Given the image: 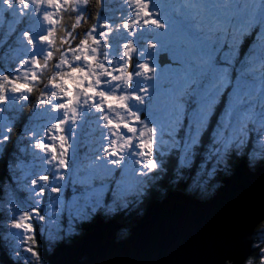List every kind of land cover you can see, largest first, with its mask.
Listing matches in <instances>:
<instances>
[{
    "label": "snow or ice",
    "instance_id": "obj_1",
    "mask_svg": "<svg viewBox=\"0 0 264 264\" xmlns=\"http://www.w3.org/2000/svg\"><path fill=\"white\" fill-rule=\"evenodd\" d=\"M126 3L132 12L122 24L105 20L79 33L88 0H0L7 16L27 24L19 29L27 58L14 75L0 73V114L15 112L0 125V148L27 106L16 102H31L21 135L38 150L32 155L42 166L21 185L27 195L9 201L19 264H43L38 231L50 244L74 239L85 224H99L101 235L110 236L107 222L143 216L153 193L167 191L165 180L207 200L225 189L238 161L249 170L259 167L264 202V0ZM62 12L76 13V23L61 34ZM122 32L127 38L113 44L114 33ZM50 62L54 74L45 78ZM89 118L105 130L107 146L85 157L87 163L75 162L66 178L64 125L70 122L74 132ZM201 157L205 163L196 168ZM69 184L73 195L66 204L61 197ZM257 232L264 237V227ZM131 239L127 230L116 237L119 243ZM256 246L264 264V239ZM141 264L197 262L153 258Z\"/></svg>",
    "mask_w": 264,
    "mask_h": 264
},
{
    "label": "water",
    "instance_id": "obj_2",
    "mask_svg": "<svg viewBox=\"0 0 264 264\" xmlns=\"http://www.w3.org/2000/svg\"><path fill=\"white\" fill-rule=\"evenodd\" d=\"M220 182L223 185L224 179ZM260 185L259 167L252 171L239 161L225 189L211 198L198 200L181 190H169L134 222L127 243L115 239L123 226L116 219L107 222L110 236L101 235L99 224L85 225L76 242H62L52 249L47 264H141L153 258L243 264L251 253L256 226L264 223ZM172 251L177 252L170 255Z\"/></svg>",
    "mask_w": 264,
    "mask_h": 264
},
{
    "label": "rangeland",
    "instance_id": "obj_3",
    "mask_svg": "<svg viewBox=\"0 0 264 264\" xmlns=\"http://www.w3.org/2000/svg\"><path fill=\"white\" fill-rule=\"evenodd\" d=\"M175 2L179 3L182 2V0H175ZM97 5L98 3L95 4V8H93L94 6L93 4L92 5L87 4L86 11L83 13L84 20L81 22V24L77 26L76 32L83 33L85 31V30L80 31V28L85 26L84 21L86 20L90 22V25L87 29H89L93 24H97L98 22L103 23L105 20H107L112 25H118V24H122L125 20H127L130 13L132 12L131 7L126 3V0H99V6ZM3 13H4L3 8H0V73H7V72H13L14 69L20 67L18 62L23 56V51L19 44V29L22 27H27V24H17L11 16L6 15V17H4ZM93 16L95 17L94 20H92ZM97 17H99V21L97 20ZM60 18H61V23L57 27L60 29L61 34L65 29L71 30L72 25L76 23V13L74 12L71 13L62 12L60 14ZM10 26L14 27L15 29H12ZM120 36H124L125 38H127V33L125 32L114 33L112 37L113 44H115L116 39ZM10 41H14V45ZM5 42L11 44L5 45ZM19 51L21 52V54H19ZM56 55L58 56L59 54ZM23 57L25 58L27 56H23ZM145 59H148L150 66H152L151 59L148 57H146ZM161 59L163 60L164 57L162 56ZM21 72L20 75H23L24 73L23 68H21ZM52 74H54L53 70L51 66H49V69L45 72V78H50ZM145 83H151V82L146 81ZM16 103L17 105L24 104V101L18 100ZM33 106L29 111V115L33 110ZM24 111L22 113H24ZM13 115H15L14 111L0 114V125H3L5 120ZM28 119L29 116L21 122V118H19L16 124L22 123L23 125V123ZM39 122L42 123L43 121H39ZM64 128H65L64 134L67 137V142H66V146L68 147L67 158L69 164L71 165V168L66 174V178H67L72 175V171L75 168V162L80 161L83 163H87L88 161L87 159H85V157L90 158L93 156L94 153L101 151L103 147L107 146V141L103 139V133L105 130L98 126L94 118H89L86 121L81 122L79 124V127L75 128L74 132L72 131L74 126L71 125L70 122L64 125ZM12 132L14 133V128ZM11 140H12L11 142H13L12 145L14 152L10 155V164L7 166L8 179L2 180L0 182V245L2 249L5 251L8 259L11 260V263L19 264L15 256L12 255L13 241L11 240L9 234L12 233L14 230L10 228V223H11L10 213L12 210V206L9 205V201H12L13 199H21L22 197L27 195V193L23 191L21 185L24 184L26 176L31 175V173L33 172L42 171V166L40 160L34 158L32 155L33 151L38 152V150H34L30 144L26 143L27 137H23L21 135V130L19 131L18 135H16L15 140L12 138ZM25 147L27 148V151L26 152L21 151V149H24ZM56 147L58 150L60 149V145L58 142H56ZM2 150L3 147L0 148V157ZM44 167H47V165H44ZM50 180L52 183H57V181H55V179H52L51 177ZM186 192L191 193L188 191ZM63 193L64 195L61 198L64 199L65 203L67 204V202L71 200L73 195L72 186L70 184L67 185L63 189ZM46 195L52 197L57 196V194L55 193H47ZM47 211L48 209L46 208L45 209L46 215H47ZM66 221H67V214L65 213L62 220V226L64 227L67 226ZM49 227H51L52 230L55 231V226L50 225ZM261 227H264V223L259 225L258 228L256 226L257 229L255 228L252 234L251 253L255 249L254 252L255 261L252 262V260H249L250 259L249 257V259L247 258V260L243 264H249L250 261L251 264H260V249L256 245L258 244L259 240L264 239V237L259 236L257 232V230ZM121 231L122 229L117 232L116 237H118ZM37 237L42 242L44 249L47 250L46 252L48 251L51 252L52 251L51 249H54L59 242L67 241V239H65L62 241H55L52 244H50L48 241L47 234L45 233L41 235L39 231L37 233ZM44 249L41 247L39 243V251L42 256L43 264H47V261L44 260L42 254V250Z\"/></svg>",
    "mask_w": 264,
    "mask_h": 264
},
{
    "label": "trees",
    "instance_id": "obj_4",
    "mask_svg": "<svg viewBox=\"0 0 264 264\" xmlns=\"http://www.w3.org/2000/svg\"><path fill=\"white\" fill-rule=\"evenodd\" d=\"M98 3V5L97 6H99V0H88V4H90V5H94L93 6V8H95V4H97ZM4 15H5V12H4ZM95 19V17L93 16L92 17V20H94ZM84 25L85 26H83V27H81L80 28V31L81 30H86L88 27H89V25H90V22H88L87 20L86 21H84ZM12 29H15L14 27H12V26H10ZM13 45H14V41H10ZM11 43H7V42H5V45H7V44H11ZM19 54H21V52L19 51ZM23 56H25V54L23 53ZM27 57H25V59H26ZM50 66H51V63H50ZM22 73V72H21ZM22 76V75H21ZM40 94V90L39 89H36V90H34L33 91V93H31V94H29L30 95V97L34 100L35 98H37V96ZM24 104H26L27 106L26 107H24L23 108V111H24V113H22L19 117H18V119L19 118H21V122L25 119V118H27L28 116H29V111L31 110V107L33 106V104L31 103V102H26V101H24ZM22 111V112H23ZM21 125H22V123H19V124H16L15 125V127H14V133L12 132L11 133V138L12 139H14L15 140V138H16V135H18V133H19V131L21 130ZM12 140L10 139V141L3 147V152H2V154H1V157H0V182L2 181V180H5V179H8V175H7V166L10 164V155H11V152H13V142H11ZM173 163L175 164V163H177V161H173ZM202 163H205V161L203 160V158L201 157V158H198V159H196L195 161H194V164H195V166H196V168H199V166L202 164ZM208 164L210 165L211 164V162L209 161L208 162ZM237 164V163H236ZM193 171H195V169L193 170ZM252 171H254V170H252ZM220 179L221 178H218L217 180H216V183L217 184H219V182H220ZM163 187L167 190L165 193H163V194H161V193H153V195H152V197L149 199V200H147L146 201V204H145V207L147 208V206L151 203V202H153L154 200H162L163 199V197L166 195V193L169 191V190H181V191H184V192H186V190H183V189H176L175 187H173V186H171L168 182H167V180H165L164 182H163ZM187 193V192H186ZM189 195H191V196H193V197H195V198H197V199H200V198H198V197H196L197 195H195V194H193V193H188ZM200 200H202V199H200ZM141 216H137L135 213H132L131 215H129V216H119V217H116L115 219L120 223V224H122L123 226H122V231H124V230H127L129 233H130V230H131V228H132V226H133V224H134V222L138 219V218H140ZM262 224V223H261ZM260 224V225H261ZM86 225V224H85ZM85 225H83L82 227H81V229L79 230V235H77L74 239H71V240H67L66 242H68V243H70V242H73L74 240H76V239H78L81 235H82V233H83V227L85 226ZM89 225V224H88ZM259 226V225H258ZM258 226H257V228H258ZM256 228V229H257ZM120 229V230H121ZM37 240H38V242L40 243V245H41V247L44 249V246H43V244H42V242L39 240V238L37 237ZM60 243H62V242H59L57 245H59ZM257 243V242H256ZM52 250V249H51ZM50 250V251H51ZM47 250H42V254H43V258H44V260H46V256L49 254V251L48 252H46ZM254 252H255V249H254V251L249 255V257H250V259H249V257H248V259L249 260H252V262H254L255 261V258H254ZM0 264H11V260H9L8 259V257L6 256V253H5V251L2 249V247H1V245H0ZM249 264H251V261H250V263Z\"/></svg>",
    "mask_w": 264,
    "mask_h": 264
},
{
    "label": "clouds",
    "instance_id": "obj_5",
    "mask_svg": "<svg viewBox=\"0 0 264 264\" xmlns=\"http://www.w3.org/2000/svg\"><path fill=\"white\" fill-rule=\"evenodd\" d=\"M239 162V161H238ZM221 180V179H220ZM219 184L221 185V182H219ZM184 192V191H183ZM186 193V192H185ZM188 194V193H187ZM189 195V194H188ZM197 199V198H196ZM198 200H200V199H198ZM247 260V259H246Z\"/></svg>",
    "mask_w": 264,
    "mask_h": 264
},
{
    "label": "bare ground",
    "instance_id": "obj_6",
    "mask_svg": "<svg viewBox=\"0 0 264 264\" xmlns=\"http://www.w3.org/2000/svg\"><path fill=\"white\" fill-rule=\"evenodd\" d=\"M89 225H90V224H89ZM92 225H93V224H92ZM78 239H79V238H78ZM78 239H77V240H78ZM74 242H76V240H75ZM60 244H61V243H60ZM50 253H51V252H49V254H50ZM47 256H48V255H47Z\"/></svg>",
    "mask_w": 264,
    "mask_h": 264
}]
</instances>
